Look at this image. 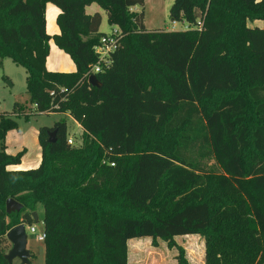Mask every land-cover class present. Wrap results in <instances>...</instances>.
<instances>
[{"label":"trees","instance_id":"trees-1","mask_svg":"<svg viewBox=\"0 0 264 264\" xmlns=\"http://www.w3.org/2000/svg\"><path fill=\"white\" fill-rule=\"evenodd\" d=\"M94 3L120 30L100 87L88 75L105 34L101 14L86 12ZM49 4L59 9L52 35ZM138 5L0 0V66L23 67L29 95L0 118V245L14 226L36 224L41 204L44 264H128L130 239L192 234L204 238L205 264H264V28L248 24L264 21V0H174L170 19L189 25L177 31L147 29ZM51 42L74 71L47 68ZM252 52L262 72L245 70ZM31 106L70 116L82 133L69 144L65 119L40 127L41 163L12 170L23 153L6 151V134ZM9 198L23 208L8 214Z\"/></svg>","mask_w":264,"mask_h":264},{"label":"rangeland","instance_id":"rangeland-1","mask_svg":"<svg viewBox=\"0 0 264 264\" xmlns=\"http://www.w3.org/2000/svg\"><path fill=\"white\" fill-rule=\"evenodd\" d=\"M174 0H146L145 5L136 6L137 12H144V23L149 30L160 29L166 31L185 30L184 27L188 25L186 22L176 21L175 24L170 19V8ZM93 8H88L87 13L93 14L99 12L102 17V24L100 31L103 33H111L115 26H111L107 21V14L99 5L94 4ZM96 9V10H94ZM134 10V9H133ZM250 27L264 28V21L257 20L248 23ZM256 37L264 38L262 35ZM52 53L51 58H54V63L59 66V71L71 72L75 70V64L68 54L63 51L59 53ZM251 57H247L244 64L245 70H259L257 65L256 55L251 53ZM264 72V68H263ZM26 70L16 65L11 59H4L3 65L0 66V118L2 114L13 113L16 103L22 105H29V95L26 89ZM263 77V74L260 75ZM28 110V119L24 115L13 118L18 123V127L9 130L6 134L5 144L6 151L13 155L23 153L27 161H34L37 159L40 152V144L38 138V131L40 127H52L57 121L65 119L68 125L69 138H72L75 143L78 142L80 135V127L78 124L65 114L50 113L40 114L33 110ZM213 161L209 162L212 165ZM36 212L39 214V222L36 225V233H30L28 236V249L33 254V261L31 264H44L45 251L44 241L37 239V235L43 230V207L41 204L37 205ZM11 244V243H10ZM10 247L0 245V250L9 252ZM183 252L189 264H205V241L201 235H186L178 236L174 239L173 244L161 238L140 237L133 238L128 241V264H179L177 256ZM13 264H22L19 259H15Z\"/></svg>","mask_w":264,"mask_h":264},{"label":"water","instance_id":"water-1","mask_svg":"<svg viewBox=\"0 0 264 264\" xmlns=\"http://www.w3.org/2000/svg\"><path fill=\"white\" fill-rule=\"evenodd\" d=\"M89 82L92 86L100 87L99 81L96 75H91L89 77ZM50 141L54 142L55 132H52ZM23 208V205L13 198H9L6 201V212L8 214L12 212H19ZM33 217L35 222H39V216L36 211L33 212ZM28 232L27 224L20 223L13 228H11L7 234L6 238L11 243V249L8 253L4 254V258L12 264L15 259H19L22 264H30L31 251L28 249Z\"/></svg>","mask_w":264,"mask_h":264},{"label":"built area","instance_id":"built-area-1","mask_svg":"<svg viewBox=\"0 0 264 264\" xmlns=\"http://www.w3.org/2000/svg\"><path fill=\"white\" fill-rule=\"evenodd\" d=\"M176 21H173L175 24ZM184 29H189V25H186ZM119 34L120 30L115 27L111 33H105L101 39L100 43L95 47V53L98 57V60L93 64L88 73L89 76L95 75L97 73L104 72L108 69L112 62V54L118 49L119 46ZM69 144H73L74 140L72 138L68 139ZM36 225H27L28 235L30 233H36ZM46 233L42 230L38 235L37 239L41 242L45 241Z\"/></svg>","mask_w":264,"mask_h":264},{"label":"crops","instance_id":"crops-1","mask_svg":"<svg viewBox=\"0 0 264 264\" xmlns=\"http://www.w3.org/2000/svg\"><path fill=\"white\" fill-rule=\"evenodd\" d=\"M94 4H96V3H94ZM94 4H92L90 6H87L86 7V11H87L88 8H93ZM133 9H134V11H137L135 9V7ZM94 10H96V9H94ZM58 13H59V9L57 7H55L54 5L49 4L47 6V10H46V29H47L48 34H50V35L55 34V33H60V29H59V27L56 24V17L58 15ZM55 51H57L56 53H59L58 51H62V50L59 49L55 44H53L51 42V51H50V55H49V57L47 59V68L49 70H51V71H59L60 70L59 66L56 63H54V58H51L52 53H55ZM77 124L80 127V129H81L80 124L79 123H77ZM81 133H82V129L80 130V134ZM9 152L10 151H8V153ZM41 159H42V157H41V147H40V152H39L38 157H37L36 160L27 161L24 157H22L20 165L10 166L9 169H12V170H20V169L21 170H27V169H30V168H36L41 163Z\"/></svg>","mask_w":264,"mask_h":264}]
</instances>
